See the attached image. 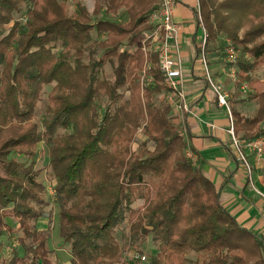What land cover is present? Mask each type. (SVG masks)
I'll return each instance as SVG.
<instances>
[{"label": "trees", "instance_id": "trees-1", "mask_svg": "<svg viewBox=\"0 0 264 264\" xmlns=\"http://www.w3.org/2000/svg\"><path fill=\"white\" fill-rule=\"evenodd\" d=\"M66 5L0 0V264H54L37 226L51 203L70 264H264V238L224 209L172 122L174 95L143 37L159 1ZM198 5L204 54L223 60L224 40L241 49L234 88H251L241 102L256 111L231 110L235 135L264 137V78L251 77L264 66V0ZM119 11L127 19L111 20Z\"/></svg>", "mask_w": 264, "mask_h": 264}, {"label": "crops", "instance_id": "crops-1", "mask_svg": "<svg viewBox=\"0 0 264 264\" xmlns=\"http://www.w3.org/2000/svg\"><path fill=\"white\" fill-rule=\"evenodd\" d=\"M174 2L173 20L178 26L176 58L179 61V67L174 69L181 73L182 92L189 113L171 110L172 122L181 130L188 151L195 156L204 177L219 190L224 209L242 228L264 238V201L252 190L248 177L234 160L227 133V112L218 107L198 60L203 37L198 0ZM206 61L213 80L233 98L234 85L227 76L223 60L207 54ZM209 125L216 128L211 130ZM248 159L254 163L253 156L249 155ZM251 179L254 187L264 193V158L260 166H253Z\"/></svg>", "mask_w": 264, "mask_h": 264}, {"label": "built area", "instance_id": "built-area-1", "mask_svg": "<svg viewBox=\"0 0 264 264\" xmlns=\"http://www.w3.org/2000/svg\"><path fill=\"white\" fill-rule=\"evenodd\" d=\"M159 8L153 12L149 17V24L153 27L150 33L143 35L144 41H148L151 45L153 53L158 55L159 69L164 79V86L170 90L174 97L167 98V103L171 110L175 112L189 113L188 106L185 102V96L182 92V76L179 70L174 69L179 67V61L176 58L177 44L176 37L178 26L173 20L174 0H158ZM200 15V14H199ZM199 22L202 26V43L198 60L202 67L205 82L214 94L218 107L224 109L228 115L229 128L227 133L230 137L232 152L234 154L235 162L241 166L244 173L248 177V182L252 190L264 201V193L257 190L251 179L253 166H260L264 158V137H260L251 141H242L234 133L233 117L229 108V93L219 83L213 80L204 54V46L207 40V33L204 29L201 18ZM240 57L237 50L233 49L230 45L225 49V64L227 65V73L232 80V83L237 81L236 63ZM177 76V77H176ZM243 93L249 92L247 85H243L240 89ZM209 129L214 130V125H209ZM249 155L253 156L254 163L249 161ZM187 157L195 162V156L187 152Z\"/></svg>", "mask_w": 264, "mask_h": 264}, {"label": "rangeland", "instance_id": "rangeland-1", "mask_svg": "<svg viewBox=\"0 0 264 264\" xmlns=\"http://www.w3.org/2000/svg\"><path fill=\"white\" fill-rule=\"evenodd\" d=\"M64 2H66V4H67L66 8L68 9L69 13H71L74 10L75 2H81L83 5L86 6L87 10L91 14H93V12H94L95 0H64ZM110 17L112 18L111 20H119V21H124L127 19V15L124 13V11H119L116 15H111ZM223 42H227V43H225L227 47L230 44V43H228L227 40L226 41L224 40ZM239 50H241V49H238V51ZM239 53H240V51H239ZM223 63L225 64V54L223 56ZM226 67H227V65H226ZM103 75L110 78L111 68L108 64H106L103 68ZM227 76L232 83V80L229 77V74H227ZM251 77L252 78H258V77L264 78V66L259 67L255 73L251 74ZM233 85H234V83H233ZM248 88L251 91V88L249 86H248ZM233 91L234 92L231 93L232 96H233V94H234V96H236L235 94L237 92L235 91V88L233 89ZM249 92L243 93L241 91V93H237V97H235V99H234V97L231 98V95L229 93L228 103H229L230 110L236 109L237 111H241V113H243L244 115H247V116L253 115L256 111L255 102H253V101L245 102V103L241 102L242 100L247 99V94ZM240 94H241V97H240ZM239 102H241V103H239ZM237 107L239 109H237ZM231 114H232V112H231ZM44 164H45V161L39 159L37 161L36 169L37 170H43V168L45 166ZM39 179L41 182L44 183V186L46 188L45 189L46 198L50 199L52 192L50 190L51 184L48 180V177L44 174V172H42V174L39 176ZM47 211H49L51 214L50 219L44 218V219L39 220L37 226L40 230H43V232L48 237L47 246H48V249L52 252V255H51L52 262L54 264H69L68 263V261H69L68 246L64 244L63 240L60 238V235H59L58 208L53 203H51L49 208H47ZM7 222L11 228H15L16 223L11 218L8 219ZM7 246H8V243L6 242V240H3L2 245H0V258L5 257L6 251L4 248ZM144 250H145L144 255H145V260H146L149 257V253H150V246L147 242H146Z\"/></svg>", "mask_w": 264, "mask_h": 264}]
</instances>
